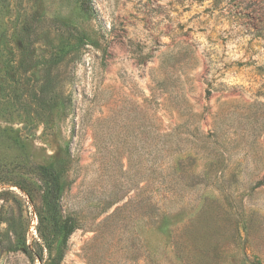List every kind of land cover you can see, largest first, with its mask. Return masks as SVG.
Wrapping results in <instances>:
<instances>
[{
  "label": "rangeland",
  "instance_id": "1",
  "mask_svg": "<svg viewBox=\"0 0 264 264\" xmlns=\"http://www.w3.org/2000/svg\"><path fill=\"white\" fill-rule=\"evenodd\" d=\"M263 177L264 0H0V264H264Z\"/></svg>",
  "mask_w": 264,
  "mask_h": 264
},
{
  "label": "trees",
  "instance_id": "2",
  "mask_svg": "<svg viewBox=\"0 0 264 264\" xmlns=\"http://www.w3.org/2000/svg\"><path fill=\"white\" fill-rule=\"evenodd\" d=\"M37 169L43 174L44 177L47 176V178H49L50 172H49V170L47 168L38 167ZM262 184H264V177L262 178L261 181H259L257 183V185H262ZM63 229H64L63 241L66 242L68 240L69 236L71 235V233L73 231V228H71L70 223L66 221L64 223V228Z\"/></svg>",
  "mask_w": 264,
  "mask_h": 264
}]
</instances>
